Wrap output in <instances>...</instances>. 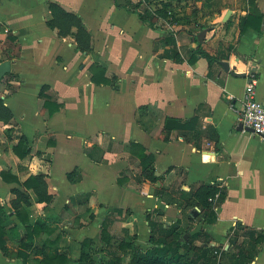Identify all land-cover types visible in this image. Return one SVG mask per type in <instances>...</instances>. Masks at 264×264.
I'll return each instance as SVG.
<instances>
[{
	"label": "crops",
	"instance_id": "1",
	"mask_svg": "<svg viewBox=\"0 0 264 264\" xmlns=\"http://www.w3.org/2000/svg\"><path fill=\"white\" fill-rule=\"evenodd\" d=\"M160 1L0 0V64L11 62L0 80V101L12 114L11 122H0V217L6 222L0 264H38L42 248L79 264L85 241L94 264H109L111 254L121 258L120 243L149 245V222L177 223L187 232L184 240L207 234L225 264L241 254L252 255L245 264H264V242L255 245L246 235H264V141L240 121L250 75L255 99L264 104V0H254L260 30L243 34L248 0H163L174 7L175 16L166 18L157 13ZM49 4L80 18L90 53L79 51L75 28L59 37L47 26ZM198 47L218 58L211 70L204 58L189 62ZM219 62L246 77L231 76ZM95 72L100 84L91 81ZM195 116L194 125L172 130L164 141L165 120ZM143 151L153 158V181L142 171ZM36 175L45 176L52 201L38 203L27 191V225L39 221L49 234L41 232L25 251L12 190L24 191ZM201 184L226 191L214 224L194 208L198 222L186 208Z\"/></svg>",
	"mask_w": 264,
	"mask_h": 264
},
{
	"label": "trees",
	"instance_id": "2",
	"mask_svg": "<svg viewBox=\"0 0 264 264\" xmlns=\"http://www.w3.org/2000/svg\"><path fill=\"white\" fill-rule=\"evenodd\" d=\"M179 2L187 1V0H176ZM250 5L249 14L244 18L240 24V34H243L248 29H255L257 31L260 30L262 25V16L256 9L254 4V0H248ZM161 8L157 10V13L163 17H167V13H173L172 17H174V7L172 3L160 1ZM48 10L50 13V19L47 22V26L56 30L59 37H66L70 35L71 29L75 28L77 30L75 35V40L77 47L80 52L90 53L91 48V36L84 29L80 18L76 15L65 12L62 8L55 4H49ZM133 12L135 10L133 9ZM138 17L145 21L149 22L150 19L148 17H143L138 15ZM10 41H14V39L10 38ZM194 57L190 59V63L194 62L197 58H204L211 67L213 65H217L218 58L216 56H211L207 53L201 51L200 47L196 48L194 51ZM169 56L168 54H166ZM176 55V54H175ZM174 55V57H175ZM99 71V75L104 76V71L99 68H95ZM96 72L91 74V81L96 84H100L96 79ZM209 75V74H208ZM109 81L104 80L102 83L107 84ZM42 92H40V96H42ZM44 107L48 108L49 103L47 100L44 102ZM59 109V106H55L49 110V114H53L56 110ZM12 120L11 112L3 105L2 101H0V122L8 124ZM198 121V117L195 116L192 119L181 122L173 119L165 120L164 128L162 131L163 139L165 142L169 141L170 132L172 130H185L189 129L191 125H194ZM24 139L20 140L18 146H23ZM26 154V152H25ZM140 163L142 166V171L145 176L148 177L149 180H154V170H149V165L152 163V156L145 155L144 151L140 157ZM149 170V172L147 171ZM2 174V173H1ZM75 174L72 172L68 175L71 177ZM24 191H20L17 189H13L12 193L15 195V199L11 201V208L14 211V214L19 219L20 223L25 226L24 228V238L19 240L22 243V248L27 251L31 249L30 244L36 239L40 238L41 232H45L49 234V231L45 227L44 224L39 221L36 222L33 226L28 227L27 222V212L26 208L31 206V197L27 193V191L31 190L36 198V202L50 204L52 201V196H50L47 192V184L45 181L44 175H36L30 177L23 185ZM217 196V198H216ZM189 201H187L186 208L194 209L197 208L200 211V215L204 221L208 224H214L217 221V215L215 212V208H218L226 198V191L224 189H219L214 185L209 184H201L194 192L191 193ZM216 198V199H215ZM113 212H121L119 209H114ZM3 213V208L0 206V216ZM6 222L0 217V250L5 252V242L4 238L6 233L4 232ZM149 227L151 229L150 238L148 243L152 246L145 252H137L135 255V260L133 264H225L222 257L219 258L217 253H214L215 249L209 246L210 237L203 233L197 232L189 236L187 241L184 240L185 232L184 230H180L176 225H171L170 227L163 228V224H152L149 222ZM107 225H102V241L108 242L109 239L106 235ZM250 242L256 244H260L264 242V235L261 233H256L253 231H248L246 233ZM182 241H185L182 243ZM195 242H200L201 246H195ZM207 245V247H204ZM89 246V242L85 241L82 244V252L79 264H94V261L91 259L89 253L85 251V248ZM132 250L131 243H120L118 246V252L127 253ZM183 252H186V255H183ZM223 254V253H222ZM40 255L43 256V259L38 264H67L68 259L64 254H49L48 252L40 251ZM18 256L25 262L26 255L24 253L18 252ZM249 256L241 254L239 259L234 260V258H230V262L228 264H245L246 259ZM111 263L109 264H118L119 259L118 255L111 254ZM252 259L249 257V259ZM98 264H102L99 262Z\"/></svg>",
	"mask_w": 264,
	"mask_h": 264
},
{
	"label": "built area",
	"instance_id": "3",
	"mask_svg": "<svg viewBox=\"0 0 264 264\" xmlns=\"http://www.w3.org/2000/svg\"><path fill=\"white\" fill-rule=\"evenodd\" d=\"M244 101V108L240 115L241 125L249 130L252 136L264 141V104L255 99L254 75H250Z\"/></svg>",
	"mask_w": 264,
	"mask_h": 264
},
{
	"label": "water",
	"instance_id": "4",
	"mask_svg": "<svg viewBox=\"0 0 264 264\" xmlns=\"http://www.w3.org/2000/svg\"><path fill=\"white\" fill-rule=\"evenodd\" d=\"M230 12H228L225 16V20L228 18ZM224 20V21H225ZM219 65L226 71V72H229V74L231 76H234V77H241V78H245L246 77V74L244 73H241V74H238L235 72V68L234 67H229L228 64L226 62H219ZM11 71V62L10 61H5L3 63L0 64V80L2 79V77H4L6 74H8L9 72ZM198 215V211L196 209H194L192 212H191V216L192 217H196L197 218V221L198 222H202V219L200 217L197 216ZM185 238H187L185 236Z\"/></svg>",
	"mask_w": 264,
	"mask_h": 264
},
{
	"label": "rangeland",
	"instance_id": "5",
	"mask_svg": "<svg viewBox=\"0 0 264 264\" xmlns=\"http://www.w3.org/2000/svg\"><path fill=\"white\" fill-rule=\"evenodd\" d=\"M144 242H147L148 241V237H147V234L144 235V237L142 238ZM146 239V240H145ZM189 238L187 237V239L185 241H187ZM117 241H119V239H117ZM185 241H182L185 242ZM152 245L149 244V245H144V243H137L136 244V247L134 248V246L132 247V250L128 251L127 253H123L121 254V258H120V263L118 264H133L134 260H135V255L137 252H145L147 251ZM183 255L185 256L186 255V252H183Z\"/></svg>",
	"mask_w": 264,
	"mask_h": 264
}]
</instances>
